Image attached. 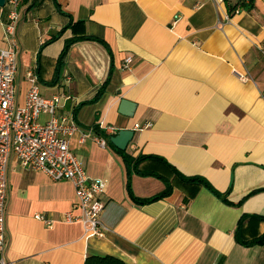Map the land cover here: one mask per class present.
Listing matches in <instances>:
<instances>
[{
    "label": "crops",
    "instance_id": "obj_1",
    "mask_svg": "<svg viewBox=\"0 0 264 264\" xmlns=\"http://www.w3.org/2000/svg\"><path fill=\"white\" fill-rule=\"evenodd\" d=\"M6 21L7 7H0L5 49ZM79 21L77 29L107 46L70 45L57 74L56 61L73 31L50 38ZM15 37L20 100L33 66L42 95L69 96L59 111L86 134L75 132L69 147L90 178L106 180L100 220L107 230L86 237L81 224L63 222L76 200L72 183L52 181L11 157L9 264H84L89 255L125 264H264V243H251L264 234V0L232 16L223 0H23ZM127 56L132 59L125 68ZM121 99L135 105L131 117L118 112ZM126 128L134 135L124 154L159 157L170 166H142L171 183L168 196L136 203L133 198L157 195L167 183L129 171L119 149L94 140L97 129L108 138ZM180 176L202 177L229 203Z\"/></svg>",
    "mask_w": 264,
    "mask_h": 264
},
{
    "label": "built area",
    "instance_id": "obj_2",
    "mask_svg": "<svg viewBox=\"0 0 264 264\" xmlns=\"http://www.w3.org/2000/svg\"><path fill=\"white\" fill-rule=\"evenodd\" d=\"M22 3L23 0H5L7 21L4 32L10 45L7 49L0 48V264H9L4 254L6 174L11 157L21 167L41 172L52 181L66 180L72 183L76 200L63 213V222L81 224L86 237H103L107 230L100 220L104 208L100 197L105 192L106 180L90 178L83 161L69 147V138L75 132H81L82 138L86 136L67 114L59 111L69 96L65 93L42 95L36 66L26 70L28 88L22 100L18 96L15 75L19 45L15 30ZM131 59L127 56L123 67L127 68ZM238 78L245 80L246 76L238 74ZM42 116L46 119L41 120ZM134 127L140 126L135 124ZM94 140L103 147L108 144L105 138L98 135L94 136ZM35 218L43 221L47 227L53 225L52 220L44 219L39 214Z\"/></svg>",
    "mask_w": 264,
    "mask_h": 264
},
{
    "label": "trees",
    "instance_id": "obj_3",
    "mask_svg": "<svg viewBox=\"0 0 264 264\" xmlns=\"http://www.w3.org/2000/svg\"><path fill=\"white\" fill-rule=\"evenodd\" d=\"M226 4L227 7V11H228V16H232L236 11H238V9H246L249 10L253 7L254 5V0H237L234 4L232 3L231 0H223ZM78 26H82V21L73 23V24H69L68 26L64 27L63 29H61L54 37L50 38V40L56 38L58 35H60L61 33H63V31L67 28H71V30L73 31V36L70 37L69 39L65 40V44L63 47V50L61 51L56 63H57V67H56V71L57 74L58 72H60V68L63 65V57L65 56L68 48L70 45L79 42V41H97L101 44H105V42L102 39L90 36V35H86L83 32V29H77ZM49 40V41H50ZM47 42L41 44L40 49L43 48V46L46 44ZM107 46V45H106ZM56 83V78L51 82V84H55ZM98 131V136H101L103 138L106 139L107 143L110 144L109 139L110 137H105L102 131ZM111 146H113L112 144H110ZM124 151V150H123ZM122 150H120L119 152H121L123 154V159L124 162L128 168L129 171H136L138 173H141L142 175H154L157 176L161 179H163L167 184H166V188L164 189L163 192L154 195L150 198H146L143 200H139L136 198H133L135 200L136 203L139 204H146V203H152L154 201L160 200L166 196H168L171 193L172 190V185L170 182H167V179L160 175L159 173L151 170L150 168H144L142 167L144 165L145 162H158L160 164L163 165V168L165 170L166 166L170 167L163 159L159 158V157H155V156H139L136 158H132L130 156H128L127 154H124ZM163 170V172H164ZM177 173V172H176ZM178 175V173H177ZM181 181L183 182H190V183H196L198 185H205L209 190H211L217 197L221 198L224 202L229 203L228 200L226 199V195H221L219 193H216L215 191H213L210 186L207 184V182L200 176H191V177H183L180 176ZM258 190L252 191L250 192L247 197L249 195H251L252 193H255ZM239 224H240V220H239ZM240 225H238L239 227ZM238 227H237V231H238ZM236 231L235 233V237L238 240V232ZM251 243L254 244H263L264 243V234H262L261 236H259L258 238L251 240ZM84 264H125L121 259L116 258L114 256L111 255H89L86 257Z\"/></svg>",
    "mask_w": 264,
    "mask_h": 264
},
{
    "label": "water",
    "instance_id": "obj_4",
    "mask_svg": "<svg viewBox=\"0 0 264 264\" xmlns=\"http://www.w3.org/2000/svg\"><path fill=\"white\" fill-rule=\"evenodd\" d=\"M5 4V0H0V7H3ZM135 105L125 99H121L118 107V112L131 117L133 114V109ZM134 135V130L132 129H119L115 132L113 136L110 137L109 142L112 144L115 148L119 150H125L128 143L131 141L132 137Z\"/></svg>",
    "mask_w": 264,
    "mask_h": 264
},
{
    "label": "rangeland",
    "instance_id": "obj_5",
    "mask_svg": "<svg viewBox=\"0 0 264 264\" xmlns=\"http://www.w3.org/2000/svg\"><path fill=\"white\" fill-rule=\"evenodd\" d=\"M4 6H6V5H4ZM4 6L3 7H1V8H4ZM22 87H24V85L22 84ZM40 88V87H39ZM43 90V89H42Z\"/></svg>",
    "mask_w": 264,
    "mask_h": 264
}]
</instances>
